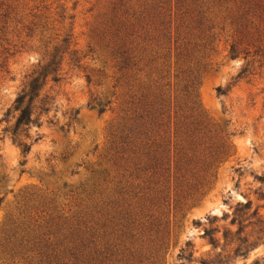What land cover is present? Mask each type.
I'll return each instance as SVG.
<instances>
[{"label":"rangeland","instance_id":"1","mask_svg":"<svg viewBox=\"0 0 264 264\" xmlns=\"http://www.w3.org/2000/svg\"><path fill=\"white\" fill-rule=\"evenodd\" d=\"M116 2L23 0L25 13L45 7L44 28L32 39L25 31L12 37L15 46L0 53V174L6 189L0 225L27 194L60 196L104 179L107 200H119L122 189L132 220L122 223L129 231L121 229L106 241L100 264H264V23L249 15L240 31L229 17L222 20L226 11L217 14L211 6L208 31L202 28L197 40L189 27L192 0H127L143 29H137L140 39L132 38L137 68L122 77L100 41ZM65 35L78 62L64 55L59 81L47 79L43 92L54 99L52 108L41 116V126L31 129L25 142L40 138L22 157L2 132L14 121L4 120V114ZM238 40L246 58L229 55V45ZM186 85L193 106L188 103L183 115L197 130L191 140L197 153L174 176L171 138L170 172L158 184L138 177L112 142L118 128L138 112L146 94L157 92L168 105L172 137V105L182 103ZM98 105H104L100 114ZM182 139L175 153L184 146Z\"/></svg>","mask_w":264,"mask_h":264},{"label":"trees","instance_id":"2","mask_svg":"<svg viewBox=\"0 0 264 264\" xmlns=\"http://www.w3.org/2000/svg\"><path fill=\"white\" fill-rule=\"evenodd\" d=\"M42 1L40 0V4ZM194 3V0L190 3V16L194 14V17H190L189 27L195 31L194 38L197 40L202 39L203 30L208 31L206 15L211 6H215L217 14L221 8L222 12L226 11L228 16L222 20L229 17L230 25L236 24L237 30L239 28L240 31V22H246L245 19L249 15L252 19L256 17L260 23H264V0H198L197 7ZM25 6L23 0H0L2 55L8 54V47L15 46L12 44V37L19 38L25 31V37L32 39L37 32L41 35L43 31V16L40 12L45 7L35 5L25 13ZM142 21L143 19L136 17L131 7L129 8L127 0H117L104 20L100 41L113 69L118 74L121 73L122 77L127 74L132 76L137 68V45H133L132 38L137 35L140 39L141 35H138L137 29H143L140 26ZM241 43L238 40L229 45L231 58L239 54H242L243 58L247 57L246 49H240ZM70 46V37L65 35L52 47L51 52L46 55L45 63L38 65L31 73L12 107L4 114V120L8 121L11 117L14 121L2 132L11 144L18 148L22 157L30 152L32 144L40 138L36 134L31 143H26V139H31V129L39 128L41 116L48 114L52 108L54 99L43 92L47 79L50 77L55 83L59 81L58 72L64 55H68L70 61L78 62L76 52L70 51ZM255 51L258 52L259 49ZM261 52L264 54V43ZM189 89L190 86L186 85L182 103L174 102L172 105V137H169L168 105L166 106V101L157 92L152 96L146 94L142 102L138 103V112L118 128L112 142L121 158L126 157L125 162L130 164L138 177L153 178L158 184L164 175L170 172L168 148L171 138L174 176L182 170V165L189 166L192 162L198 146L191 140L194 139L193 131L197 130L190 116L183 115L184 111L187 113L193 106L189 100ZM216 93L222 94L219 88ZM86 107L93 109L89 103ZM103 109L104 105H98L96 113H102ZM76 114L77 112L70 114L71 122L75 120ZM48 124H51V120H48ZM162 128L164 129L161 130ZM59 130L65 132V126H61ZM181 136L184 146L180 141L183 147H180L178 154L175 151L178 146L177 139ZM23 164L24 161L20 162V165ZM4 181L5 177L0 174V208L6 193ZM104 185V179L90 180L79 188L61 193L60 196L35 193L24 196L8 215L6 222L0 225V264H100L106 241L117 237L121 229L129 231L127 224L124 227L122 223L132 220L125 208L126 201L122 189L117 192L119 200L116 198L109 202ZM62 200L67 203H62Z\"/></svg>","mask_w":264,"mask_h":264}]
</instances>
